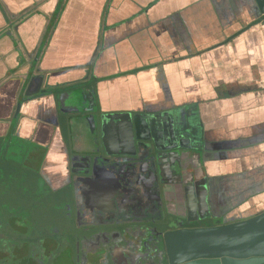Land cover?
I'll return each instance as SVG.
<instances>
[{
  "label": "crops",
  "instance_id": "1",
  "mask_svg": "<svg viewBox=\"0 0 264 264\" xmlns=\"http://www.w3.org/2000/svg\"><path fill=\"white\" fill-rule=\"evenodd\" d=\"M41 44L40 83L21 75L19 53ZM85 92L101 154L123 156L144 141L124 119L103 132L100 115L173 112L199 149L202 202L224 222L264 211V20L255 0H0V145L41 149L50 188L66 187L73 147L95 151L81 119L89 114L77 112L90 106ZM18 104L19 128L10 124Z\"/></svg>",
  "mask_w": 264,
  "mask_h": 264
},
{
  "label": "flooded vegetation",
  "instance_id": "2",
  "mask_svg": "<svg viewBox=\"0 0 264 264\" xmlns=\"http://www.w3.org/2000/svg\"><path fill=\"white\" fill-rule=\"evenodd\" d=\"M181 135L185 139L183 145H191L195 150L192 159L185 155L171 159V163L161 159L160 176L158 172L147 176L148 179L139 178L140 175L137 178L134 171L126 167L120 176L121 186L111 177L110 181H92L88 176L80 180L72 172L71 159L75 149L71 146L66 187L50 188L42 176L44 153L41 158L36 156L37 160L41 159L39 165L36 159L28 161L32 151L24 155L22 160L26 161L27 172L39 178L44 185V195L53 200L57 197L55 202L50 200V211L59 213L61 218L51 223L50 228L54 230L46 237H31L27 230L29 223L33 222L35 226L41 222L37 204L32 201L26 206H16L0 200V264H170L163 241L166 234L213 227L216 222H224L199 196L196 166L199 149L187 133ZM151 144L152 139L148 136L123 156L101 154L94 145V153H86L84 160L98 156L102 158L100 164L112 167L127 159L129 162L133 157L135 161L137 155L152 149ZM7 149L0 148L1 166L8 160ZM175 159L178 166L174 165ZM15 161L14 158L9 160L11 166L20 164ZM143 162L139 159L140 167L137 168L143 172L153 170L150 165H142ZM135 183H141L145 189ZM2 191L6 192L5 189ZM35 191L37 193L38 189ZM23 208L31 210L30 213ZM54 223L58 228L53 226Z\"/></svg>",
  "mask_w": 264,
  "mask_h": 264
},
{
  "label": "water",
  "instance_id": "3",
  "mask_svg": "<svg viewBox=\"0 0 264 264\" xmlns=\"http://www.w3.org/2000/svg\"><path fill=\"white\" fill-rule=\"evenodd\" d=\"M259 15L264 20V0H255ZM16 30V28H14ZM3 36H10L9 32H6ZM42 50L41 47L36 51L25 52L24 56L19 53L21 65L20 69H24L26 79L37 78L43 80L41 74L44 72L39 68L38 59ZM49 77H45V86ZM77 86L72 94L78 95L79 98H83V91ZM88 93L85 92V95ZM90 106H85L78 113L89 114L82 116L81 119L87 127L89 134L91 135L93 146L94 137L96 133V127H98V117L93 114L96 111L95 99L92 94H88ZM20 111V104L17 105L15 115L11 121V126H20L18 115ZM127 120L129 133L135 137L136 140L148 139V132L150 139H152L151 148L149 151L142 153L140 156L137 155L135 161L128 159L124 162H117L114 166L109 167L108 164L102 165L99 163L102 158L95 156L94 158L87 157L84 160L85 154L82 153L84 150L82 147H74V153L72 155V172L73 174L80 177L88 176L90 180H109V177L116 182L118 186H121L120 176L123 170L127 167L134 171V175L138 178L144 177L146 179L150 174H158L160 176L161 159L166 162H172L171 159L176 157H182L185 155L187 158L192 159L193 147L184 146L181 133L186 131V126L181 127L179 124L178 115L176 116L173 112H165L158 114H149L147 112L137 114L134 116L130 115H107L102 114L99 116V120L105 132V125L107 122L115 120ZM144 133L147 135H140ZM17 138V137H16ZM10 141V139H9ZM11 143V142H9ZM19 143L13 141V144ZM24 146L20 150V155H29L30 148L27 143H22ZM96 146V145H95ZM13 148H16L15 146ZM28 148V149H27ZM94 153V151L92 152ZM123 154H129V151L122 152ZM97 154V152H96ZM144 160L142 165H150L152 171L143 172L137 162ZM134 161V162H133ZM163 161V163H164ZM132 163V164H130ZM174 165L178 166L176 159ZM119 167L121 168L119 170ZM157 173H156V170ZM142 175V176H141ZM110 181V180H109ZM139 188L145 189V187L139 183H135ZM147 189V188H146ZM165 250L170 264H264V211L248 219L234 221V222H216L213 227H204L198 229H188L183 231H176L166 234L163 237Z\"/></svg>",
  "mask_w": 264,
  "mask_h": 264
},
{
  "label": "rangeland",
  "instance_id": "4",
  "mask_svg": "<svg viewBox=\"0 0 264 264\" xmlns=\"http://www.w3.org/2000/svg\"><path fill=\"white\" fill-rule=\"evenodd\" d=\"M66 133H68V131ZM5 142L6 143L2 145L4 146V148L8 147L7 152H9L7 154V162L3 163L2 166L0 165V178H2L0 180L2 188H0V190L2 191L3 189H5L6 192H0V200L1 202H9L10 204L16 206H26L25 204H30L32 201L35 202L37 204L36 210L38 209V211L41 212V222L38 225L35 224V226L33 222H30L27 230L31 237H46V235H49L54 230V228H50V226H52L51 223L55 221L58 222L61 217L58 215L59 213L56 214L52 210L50 211V205H52V201L50 200L53 199H50L51 197H49L48 195H44L45 193L42 190L44 188V185H42L39 178L37 176H34L33 174H28L26 161L24 162V160H22L24 153L22 156L20 155V153L22 152L20 148L22 149L24 145L22 143H19V146L17 144L12 145L13 141L9 143V138ZM14 146L16 148H13ZM28 150L32 151L31 154L35 156L38 155L40 158L43 157V151L41 149L30 147ZM82 153L86 154V151L83 150ZM13 158L16 160L15 162H19L20 164H18L17 166H11L9 160ZM40 160L41 159H38L36 161L37 165H39ZM1 162H3L2 159ZM25 188L30 191H27ZM36 189H38L37 193L35 191ZM56 200L57 197L56 199L54 198L53 201L55 202ZM23 209H26L27 211H29V213L31 211L28 208ZM67 210L68 208L65 209V211ZM53 226L58 228V225H56L55 223Z\"/></svg>",
  "mask_w": 264,
  "mask_h": 264
}]
</instances>
